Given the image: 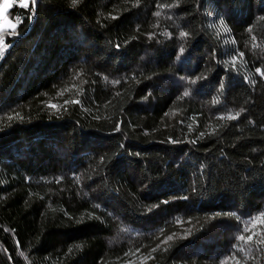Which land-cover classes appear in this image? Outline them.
<instances>
[{
	"label": "trees",
	"instance_id": "trees-1",
	"mask_svg": "<svg viewBox=\"0 0 264 264\" xmlns=\"http://www.w3.org/2000/svg\"><path fill=\"white\" fill-rule=\"evenodd\" d=\"M28 3L0 33V264H264V0Z\"/></svg>",
	"mask_w": 264,
	"mask_h": 264
},
{
	"label": "snow or ice",
	"instance_id": "snow-or-ice-1",
	"mask_svg": "<svg viewBox=\"0 0 264 264\" xmlns=\"http://www.w3.org/2000/svg\"><path fill=\"white\" fill-rule=\"evenodd\" d=\"M75 2V0H74ZM32 4L35 5V0H32ZM20 6L24 7V8H28L29 7V3L28 0H20ZM8 7H11V4L8 3V0H6L5 5L3 6L2 11H6ZM157 15H159V13H157ZM16 28V24L14 23H9V28L7 30H14ZM6 31V29L3 28V26H0V32ZM182 35H187L186 33H183ZM5 44V40L3 35H0V53H2L4 51V48L2 47ZM182 51V49H181ZM242 55V54H241ZM258 72H260L259 69H257ZM261 75H264V73H260ZM188 93L185 92V95H187ZM52 107H55V105H52ZM238 113L234 116H229V119H236L238 117ZM260 223H264V218H258ZM169 239H171V237H169ZM241 240H244L245 237L241 236L240 237ZM248 241H252L253 240V236L249 235L247 237ZM261 243H264V240L261 241Z\"/></svg>",
	"mask_w": 264,
	"mask_h": 264
},
{
	"label": "crops",
	"instance_id": "crops-1",
	"mask_svg": "<svg viewBox=\"0 0 264 264\" xmlns=\"http://www.w3.org/2000/svg\"><path fill=\"white\" fill-rule=\"evenodd\" d=\"M5 2H6V0H0V9L3 8V6L5 5ZM8 3L11 4V7H8L6 11L0 10V26H3V28L6 29V31H10V30H7L9 28V23H14L9 18L8 14H9L11 8L13 7V5L15 3H20V0H8Z\"/></svg>",
	"mask_w": 264,
	"mask_h": 264
}]
</instances>
